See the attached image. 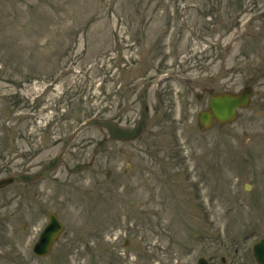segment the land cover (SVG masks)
I'll use <instances>...</instances> for the list:
<instances>
[{"label": "rangeland", "instance_id": "374dc122", "mask_svg": "<svg viewBox=\"0 0 264 264\" xmlns=\"http://www.w3.org/2000/svg\"><path fill=\"white\" fill-rule=\"evenodd\" d=\"M248 84L234 122L198 125L207 89ZM6 176L0 264H256L264 0H0ZM50 211L65 231L38 258Z\"/></svg>", "mask_w": 264, "mask_h": 264}, {"label": "water", "instance_id": "95a60500", "mask_svg": "<svg viewBox=\"0 0 264 264\" xmlns=\"http://www.w3.org/2000/svg\"><path fill=\"white\" fill-rule=\"evenodd\" d=\"M250 93L251 89L245 87L237 94L222 92L211 95L210 109L199 114V123L206 128L212 123L213 118L216 119L218 123L232 120L236 115V107L245 106L248 103ZM11 180V178L1 179L0 186ZM48 219L47 225L40 233L34 245V251L40 255L49 253L53 242L62 230V225L54 213H49ZM254 255L259 264H264V239L255 244ZM198 264H206V262L204 260H199Z\"/></svg>", "mask_w": 264, "mask_h": 264}, {"label": "trees", "instance_id": "16d2710c", "mask_svg": "<svg viewBox=\"0 0 264 264\" xmlns=\"http://www.w3.org/2000/svg\"><path fill=\"white\" fill-rule=\"evenodd\" d=\"M137 129H138V127H137ZM111 130L116 131V129L113 127H111ZM128 134H129L128 130H122V134H121L122 136H125V135L127 136Z\"/></svg>", "mask_w": 264, "mask_h": 264}]
</instances>
